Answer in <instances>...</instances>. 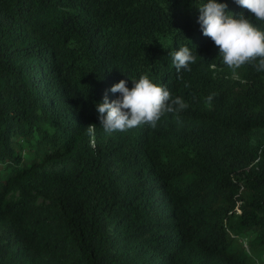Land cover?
I'll return each instance as SVG.
<instances>
[{"label": "trees", "instance_id": "1", "mask_svg": "<svg viewBox=\"0 0 264 264\" xmlns=\"http://www.w3.org/2000/svg\"><path fill=\"white\" fill-rule=\"evenodd\" d=\"M205 2L0 0V264H254L249 250L264 253V71L224 65L198 21ZM217 2L264 30L235 0ZM182 46L196 63L177 73ZM143 74L188 107L93 147L96 104Z\"/></svg>", "mask_w": 264, "mask_h": 264}, {"label": "clouds", "instance_id": "2", "mask_svg": "<svg viewBox=\"0 0 264 264\" xmlns=\"http://www.w3.org/2000/svg\"><path fill=\"white\" fill-rule=\"evenodd\" d=\"M235 3L247 9L256 20L264 21V0H235ZM227 7L226 3L217 0H206L198 6L202 34L219 48L224 65L233 73L245 65L264 71V30L245 15H234ZM172 63L177 73L181 69L190 71L196 56L187 46H182L172 53ZM178 79L182 77L178 75ZM132 81L131 89L123 79L111 87V92L120 93L118 99L110 102L105 94L102 102L96 104L99 124L106 133L124 132L144 124L155 128L164 114H178L188 107L182 98H173L166 87L154 83L147 74ZM214 95L206 97L207 104L211 105ZM87 131L94 137L95 124H89Z\"/></svg>", "mask_w": 264, "mask_h": 264}, {"label": "rangeland", "instance_id": "3", "mask_svg": "<svg viewBox=\"0 0 264 264\" xmlns=\"http://www.w3.org/2000/svg\"><path fill=\"white\" fill-rule=\"evenodd\" d=\"M110 134H114V132L112 133H106L103 129H95V135L94 137L90 136V140L93 143L99 142V143H106L109 138L108 136ZM66 167V165L63 164H53V163H49L45 166L46 169H60V168H64ZM15 196L19 197L20 193L18 191L15 192ZM34 205L35 206H39V207H45L48 204V201L43 198V197H38L34 200ZM7 231V226L6 225H2L0 226V244L5 243L4 239H3V235L4 233ZM253 236H241L240 240L241 243L244 245L247 244V242L249 240H251ZM249 255V260H252L254 264H261L262 262H264V253L258 251V250H253L250 249L248 252ZM39 260V259H38ZM41 261H45V258L40 259ZM64 264H71L70 262L67 261H63Z\"/></svg>", "mask_w": 264, "mask_h": 264}]
</instances>
